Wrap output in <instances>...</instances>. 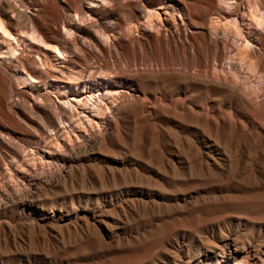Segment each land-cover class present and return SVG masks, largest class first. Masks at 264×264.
I'll use <instances>...</instances> for the list:
<instances>
[{
    "label": "rangeland",
    "instance_id": "rangeland-1",
    "mask_svg": "<svg viewBox=\"0 0 264 264\" xmlns=\"http://www.w3.org/2000/svg\"><path fill=\"white\" fill-rule=\"evenodd\" d=\"M9 1L64 58L27 43L6 63L0 42V264H264V31L250 38L252 76L233 60L243 36L213 24L241 21L248 0ZM158 7L162 21L148 24ZM98 67L120 90L105 120L60 138L51 166L32 165L27 158L67 127V97L18 86V71L40 82L76 77L100 94Z\"/></svg>",
    "mask_w": 264,
    "mask_h": 264
},
{
    "label": "bare ground",
    "instance_id": "bare-ground-1",
    "mask_svg": "<svg viewBox=\"0 0 264 264\" xmlns=\"http://www.w3.org/2000/svg\"><path fill=\"white\" fill-rule=\"evenodd\" d=\"M4 1V5L3 4ZM65 1V0H63ZM62 1V2H63ZM87 1V0H85ZM106 1V0H105ZM218 1H222V0H218ZM226 1V2H225ZM234 0H224L225 4L227 7H232V3ZM89 2V1H87ZM86 2V3H87ZM92 2V1H91ZM110 2V1H108ZM99 4V3H98ZM20 7V5L18 6ZM18 7H16L13 3H11L9 0H0V42L4 43L7 47V50L4 51L3 55H2V59L6 62V63H14L16 60V54L18 53V50H20V48H22V45L25 46L28 44H36L38 45V48L44 50L45 52H50L54 54V58H56L57 55L63 57V53L61 52V50H59V48L56 45H52L50 43H48L47 41H45V39L40 35L42 33H38L36 32V28L35 25L33 23V20L29 17V16H23V14L20 12V10L18 9ZM70 7L68 6L67 8V14L70 12L69 9ZM161 7L158 8H153V9H148L147 10V14L145 17L146 22L152 25V19L156 18L159 22L162 21V13L161 11H159ZM173 8L175 9V5L173 6ZM5 9H9L10 12L12 13V15H9L8 13H6L4 10ZM264 0H248V5L246 7H244V10L242 12L241 15V21L239 20V18H237V16L233 15L231 19H225L222 20L220 18H214V22L213 19L211 21V23L213 22L220 25V29L222 30V32H231L233 33V35H237V36H243V40L240 38L241 42H239L238 44H236V51L233 54V60H236L237 62L240 63V65L242 64H246V69L247 71L251 72L252 76L256 73L255 72V59L254 61L252 60L251 57V49H253L252 46V40L250 41V38L253 36V32L254 30H262L264 31ZM164 14L167 15V11L164 10L163 11ZM71 18V20H77V22L79 23L81 21L80 16L77 14V11L74 10V14H68ZM111 17L108 19V22H111ZM154 20V19H153ZM19 24H24L28 27H30L29 31H18L17 33H13L10 31V27L14 26V25H19ZM215 25V24H214ZM216 25V26H218ZM111 26L113 27V24L111 22ZM148 26V25H147ZM98 27V25H97ZM129 27V26H128ZM219 27V26H218ZM95 28V27H94ZM99 28V27H98ZM97 28V30H98ZM214 28V27H213ZM100 30V29H99ZM224 30V31H223ZM96 31V30H95ZM112 31V30H111ZM99 33L101 32L98 31ZM97 32V33H98ZM228 32V33H229ZM102 34V32H101ZM108 34L107 32H103V35H106L105 37L108 38ZM113 34V33H112ZM227 34V33H226ZM225 34V35H226ZM234 35V36H235ZM252 39V38H251ZM238 41H239V37H238ZM234 44V43H233ZM28 46V45H27ZM26 46V47H27ZM31 47V46H30ZM19 54V53H18ZM57 54V55H56ZM64 58V57H63ZM58 60V57L56 58ZM255 62V63H254ZM40 64L42 66H45V64L40 60ZM257 64V63H256ZM48 67L49 65L46 64ZM244 68V67H243ZM257 69V67H256ZM231 70V69H230ZM27 70L24 71V69L18 71L17 75H16V82L17 85L20 87H26V86H37L39 88L43 89H51L54 90V92L56 93H61L63 95H66V100H63L61 102V104L63 105L60 109L62 111H64L67 115H68V119L70 121H68L69 123H71L72 119L78 116V118L76 120L73 121V125L71 127V130H67L66 128L68 127L69 123H67V127L63 126V128H65L63 131L60 132V136L57 138H54L53 145L48 144V143H44V147L42 148V154L43 156H41L39 154V156L37 155H32L30 158H27L29 162H32V165H36V162H39L40 165L42 166H46V165H50L53 163L54 160V156H53V149L52 148H56L59 146H64L62 145V142H67V141H73L74 138H80L81 136L78 135V131H80V134H82V132H87L89 131V129L94 128L95 126H100V121L101 120H105V110L108 108L109 109V104L107 103L109 101V103L113 104L116 101V97L115 94H119L120 90H116L115 86V81L111 78V73L108 72V70L102 69V68H92L91 72L97 76H95L94 82L96 84L102 85L104 86V88L106 89L105 93H100V94H96L95 91L99 90L96 86H93L92 84H89L87 82H84L83 84L76 79V77L70 78V80L68 82H70L69 84H64L63 80H60L59 78H55L56 81H43L40 82L38 79H36L35 77H33L32 75L28 74L26 72ZM237 72V71H236ZM236 72H231L232 76H237L238 74H236ZM90 76V75H89ZM92 76V75H91ZM256 76V75H255ZM259 76V75H258ZM238 78V77H235ZM58 79V80H57ZM240 80V79H238ZM249 81V80H248ZM67 82V83H68ZM91 83L93 82L90 81ZM93 82V83H94ZM247 86V85H246ZM251 86V85H250ZM119 87V85L117 86ZM122 87V86H121ZM253 87V86H252ZM256 88V87H255ZM96 89V90H95ZM121 89V88H119ZM254 89V88H253ZM60 94V95H61ZM62 95V96H63ZM117 96V95H116ZM64 97V96H63ZM70 100H74L72 104V102ZM108 100V101H107ZM71 102V103H70ZM68 109V111H66V108ZM118 108V107H116ZM81 109V110H79ZM61 113H64L62 112ZM86 111H89L90 114L86 115L84 114ZM60 112V111H59ZM40 113L42 112H34L33 114V120L34 122H45L46 119L43 115H41ZM60 113V114H61ZM46 115V114H45ZM48 117V116H47ZM61 117V116H60ZM62 119V118H61ZM60 119V121H61ZM67 119V120H68ZM64 120V119H63ZM61 121V123H65V121ZM114 120V119H113ZM59 121V122H60ZM47 122V121H46ZM67 122V121H66ZM108 122V121H107ZM63 123V124H64ZM28 124V123H27ZM60 124V123H59ZM62 124V125H63ZM72 124V123H71ZM109 124V122H108ZM66 125V123H65ZM113 125V124H112ZM107 126V124H106ZM56 127V126H55ZM51 128V127H50ZM57 128V127H56ZM55 128V129H56ZM110 128V127H109ZM108 128V129H109ZM112 128V127H111ZM70 129V127L68 128ZM50 130V129H49ZM54 130V129H52ZM51 130V132H53ZM111 130V129H109ZM59 131V130H58ZM82 131V132H81ZM57 133V132H54ZM53 134V133H52ZM105 134V133H104ZM55 135V134H53ZM94 136V135H93ZM55 137V136H54ZM52 138V137H51ZM62 138V139H60ZM91 141L92 143H103L104 139L103 138H99L97 137H92L91 136ZM106 138V137H105ZM59 139L62 141H59ZM23 141V140H22ZM107 141V139H106ZM69 142V143H70ZM68 143V142H67ZM43 144V143H42ZM66 144V143H64ZM12 146V145H11ZM92 146V145H91ZM30 147V146H29ZM28 147V148H29ZM93 147V146H92ZM60 148V147H59ZM87 148V147H86ZM92 149L90 146L87 149ZM34 149V148H33ZM58 149V148H57ZM80 149V148H79ZM83 149V148H82ZM89 149V150H90ZM88 150V151H89ZM29 151H31V153L33 152L32 148L29 149ZM91 152V151H90ZM34 154V152H33ZM38 154V153H37ZM73 154V153H72ZM81 153H79L80 155ZM55 155V154H54ZM74 155V154H73ZM78 155V156H79ZM30 156V155H29ZM82 156V155H81ZM77 157V156H76ZM12 158V157H11ZM56 158V157H55ZM25 160V159H24ZM67 161L70 163L71 162V158L70 156H68ZM21 162V161H20ZM26 162V161H25ZM65 162V161H64ZM17 163V162H16ZM55 164H57V162H55ZM20 165H23L20 164ZM19 165V166H20ZM65 165V164H64ZM51 166V165H50ZM68 166V165H67ZM20 168H24L23 166H20ZM63 170V169H62ZM70 170V169H69ZM9 171V170H8ZM7 171V172H8ZM24 171V169H23ZM71 171V170H70ZM21 172V171H20ZM18 172V173H20ZM63 172V171H62ZM65 172V171H64ZM10 173V172H9ZM67 174V173H66ZM20 175V174H19ZM59 175V174H58ZM69 175V174H67ZM57 176V175H56ZM64 176V175H63ZM5 177V176H4ZM50 177V176H49ZM52 178V177H51ZM54 178V177H53ZM3 179V178H2ZM1 179V180H2ZM8 179V178H7ZM64 179V178H63ZM4 180V179H3ZM2 180V181H3ZM18 180V179H17ZM21 180V178H20ZM36 180V179H35ZM45 180V179H44ZM62 180V179H61ZM13 181V180H12ZM5 182V181H4ZM17 182V181H16ZM58 183V182H57ZM18 184V183H17ZM1 185V184H0ZM43 185V184H42ZM52 185V183H51ZM40 186H41V182L40 180L34 182L32 184V188L29 189L28 191H25L24 195L25 198L30 197L31 199H33V197H35L37 195V193L40 190ZM46 186V185H45ZM44 189V188H43ZM22 194V193H21ZM44 194V193H43ZM11 196V195H10ZM20 196H23L20 195ZM8 197V196H7ZM14 197V196H13ZM41 197V196H40ZM19 198V197H18ZM17 199V198H16ZM23 199V198H22ZM36 199V198H35ZM39 199V198H38ZM2 200V199H1ZM7 200V199H6ZM5 200V201H6ZM15 200V199H14ZM4 201V199H3ZM4 201V202H5ZM10 198L8 199V201H6L5 203L9 204ZM26 202V201H25ZM3 203V202H1ZM232 203V202H231ZM41 204V203H40ZM3 205V204H2ZM22 205V204H21ZM42 205V204H41ZM25 206V205H24ZM33 206V205H32ZM5 207V206H3ZM2 208V207H1ZM11 208V207H10ZM24 209V207H23ZM26 209V208H25ZM26 211V210H25ZM23 212V211H22ZM33 212V211H32ZM54 212V211H53ZM36 213V212H35ZM62 214V213H61ZM36 215V214H35ZM42 215V214H41ZM43 217V216H42ZM56 218V217H55ZM88 218V217H87ZM59 219V218H58ZM61 220V219H60ZM73 220V219H72ZM53 221V220H52ZM86 221V220H85ZM109 226V225H108ZM1 229V227H0ZM28 229V228H27ZM91 229V227H90ZM92 230V229H91ZM144 230V229H143ZM93 231V230H92ZM90 231V232H92ZM99 231V230H98ZM87 232V231H86ZM96 232V231H94ZM51 233V232H50ZM99 233V232H98ZM5 234V233H4ZM95 234V233H94ZM102 234V233H101ZM1 235V234H0ZM39 235V234H38ZM84 235V234H83ZM98 235V234H97ZM137 235V234H136ZM2 236V235H1ZM100 236V235H99ZM23 237V236H22ZM180 237V236H179ZM104 238V237H103ZM178 238V237H177ZM189 238V237H188ZM118 239V238H117ZM183 239V238H182ZM41 240V239H40ZM99 240V238H98ZM102 240V239H101ZM104 240V239H103ZM33 241V240H32ZM43 241V240H42ZM128 241V240H127ZM138 241V240H137ZM100 242V241H99ZM105 242V241H104ZM103 243V242H102ZM35 244V243H34ZM143 244V243H142ZM100 245V244H99ZM104 245V244H103ZM102 245V246H103ZM227 245V244H226ZM224 248V247H223ZM235 248V247H234ZM236 249V248H235ZM235 251V250H234ZM228 254L232 255L235 257L234 253L230 251V248L228 247ZM226 253V252H225ZM238 257V256H237ZM176 258V257H175ZM242 258V257H240ZM244 258V257H243ZM236 259V258H235ZM239 259V258H238ZM260 262V261H259ZM242 263V259L238 260L237 264H241Z\"/></svg>",
    "mask_w": 264,
    "mask_h": 264
}]
</instances>
